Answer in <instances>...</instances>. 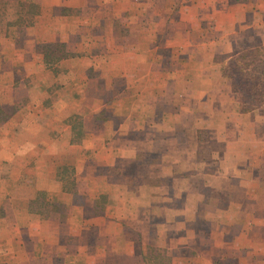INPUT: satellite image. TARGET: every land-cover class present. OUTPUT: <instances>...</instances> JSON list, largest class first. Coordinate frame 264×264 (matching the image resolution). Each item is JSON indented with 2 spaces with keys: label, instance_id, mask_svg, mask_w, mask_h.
Masks as SVG:
<instances>
[{
  "label": "rangeland",
  "instance_id": "1",
  "mask_svg": "<svg viewBox=\"0 0 264 264\" xmlns=\"http://www.w3.org/2000/svg\"><path fill=\"white\" fill-rule=\"evenodd\" d=\"M201 1L0 0V264H264L258 8Z\"/></svg>",
  "mask_w": 264,
  "mask_h": 264
},
{
  "label": "crops",
  "instance_id": "2",
  "mask_svg": "<svg viewBox=\"0 0 264 264\" xmlns=\"http://www.w3.org/2000/svg\"><path fill=\"white\" fill-rule=\"evenodd\" d=\"M65 1L69 2L70 4H73L74 2H79L80 0H65ZM62 2H64V0H40L41 10L38 14V17H39L38 22H40V23L36 24L35 27L34 26L32 27L34 29V34L32 35L34 38L35 37H37V38L45 37L46 38L47 37L46 35H48L47 40H56L57 39L58 34L53 33V31H51V33H49V32L45 33V31L43 29L45 27V24H43V21L49 20L51 17L50 11H51L52 7L55 5H59ZM203 4H204V6H208V5L211 6L210 10L212 11L213 15L216 13H221V15L222 14L225 15L226 18H229L232 21L237 20V19H235L236 13H240L242 15V17H244V16L246 17L247 12L249 11L248 5H256L258 9L256 12H253V18H255L254 14H257V20L260 23V28L263 31V36H264V0H244V2H242V3H235V4H231V5H229L227 2H224V0H202L201 5H203ZM217 5H220V10H216ZM237 5H239V6L237 7L236 11H234L235 6H237ZM230 24L233 25V23H230ZM54 32H57V31H54ZM226 45L227 44H225V46ZM69 49L72 50V47H69ZM138 50H140V49H138ZM135 51H137V50H135ZM33 58L35 61L38 62V59H37L38 57L33 56ZM152 63L154 64V61L151 62V64L149 66H151ZM135 81L145 82V83H147L149 81L151 84L156 82L153 78L147 77L145 75L139 76L137 79H135ZM152 85H154V84H152ZM136 109L137 108H135V110ZM6 123L1 124L2 125L1 128L5 129L6 126H8ZM35 146H36V144H35ZM23 166L24 165H19L16 170L21 169V167H23ZM21 170H23V169H21ZM17 178H18V176H15V173H13V174L11 173L9 175V178L7 179V182H6L7 186L10 189L9 193L13 196L15 195L14 181ZM19 212H22V210L19 209ZM24 217H25V214H24V212H22L21 218L23 219ZM0 240H2V239H0ZM4 257H5V255H3L1 258H4Z\"/></svg>",
  "mask_w": 264,
  "mask_h": 264
},
{
  "label": "trees",
  "instance_id": "3",
  "mask_svg": "<svg viewBox=\"0 0 264 264\" xmlns=\"http://www.w3.org/2000/svg\"><path fill=\"white\" fill-rule=\"evenodd\" d=\"M231 64L237 68V63H236V60H233L231 61ZM241 76V75H240ZM259 79V78H258ZM240 81V80H239ZM238 79H237V82H239ZM240 83V82H239ZM256 87H261V84L260 83H256ZM239 88V87H238ZM250 100H254L256 102H260L262 99L259 95H252V97H248Z\"/></svg>",
  "mask_w": 264,
  "mask_h": 264
}]
</instances>
